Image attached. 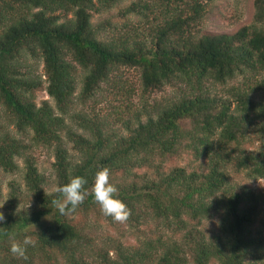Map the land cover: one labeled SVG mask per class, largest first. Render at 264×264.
I'll return each instance as SVG.
<instances>
[{
  "label": "trees",
  "instance_id": "1",
  "mask_svg": "<svg viewBox=\"0 0 264 264\" xmlns=\"http://www.w3.org/2000/svg\"><path fill=\"white\" fill-rule=\"evenodd\" d=\"M116 1L0 0V107L6 122L16 133L30 134L31 145L51 148L55 188L82 176L90 193L95 172L107 167L110 180L131 178L117 193L126 205L144 201L163 225H192L177 240L154 230L134 244L116 243L111 258L99 251L94 264H264V236L255 229L256 222L264 223V197L227 175L264 180V103L251 98L264 89V0L253 1L249 26L200 36L194 32L202 13L196 0H135L123 14H135L140 23L115 38H99L90 12ZM54 13L71 17L59 21ZM27 57L41 60L44 83L26 71ZM120 69L138 71L144 94L163 87L178 94L133 114L134 90ZM77 71L83 76L75 95ZM245 74L262 79L237 88L229 94L232 101L206 86ZM102 85L108 113L74 110L100 96ZM35 91H44L52 106L36 105ZM0 130V171L14 173L21 159L23 189L33 199L32 208L21 207L23 191L13 180L6 183L0 264H90L83 252L88 240L72 214L90 210L94 197L61 215L51 204L58 195L45 193L29 146ZM183 157L186 166L171 165ZM212 218L216 232L205 240L196 227ZM26 236L35 246L24 260L12 255L10 245Z\"/></svg>",
  "mask_w": 264,
  "mask_h": 264
},
{
  "label": "rangeland",
  "instance_id": "2",
  "mask_svg": "<svg viewBox=\"0 0 264 264\" xmlns=\"http://www.w3.org/2000/svg\"><path fill=\"white\" fill-rule=\"evenodd\" d=\"M202 7L201 18L194 27V32L197 36L203 34H232L239 28L249 26L252 23L254 14L253 1L254 0H196ZM135 0H117L109 7H101L95 5L96 10L90 12L89 21L91 27L98 32L99 38H115L118 32L123 28L131 25L135 27L140 23V17L135 14H123L126 9ZM59 16V21L70 19V14L63 17L61 14L54 13ZM23 66L26 71L32 76L38 78L41 83H44L42 76V63L38 57H27L23 60ZM121 77L124 78L129 84V88L134 90V94L130 99L131 111L133 114H142L144 111H149L153 101L163 102L164 100L174 99L178 91L170 87H163L160 91L151 94H144L141 92L139 84V73L133 69H120ZM83 74L77 71L75 95L80 90V81ZM260 77H251L250 74L238 76L231 81H226L224 84H209L206 85L211 94L226 96L230 101V95H233L237 88L247 89L252 88L258 83ZM257 81L256 83H254ZM105 86H101L102 94L96 95L93 101L88 102L85 107L80 105L74 106L75 111L81 112H94L99 115H105L109 112L106 100L108 99L105 91ZM253 101L264 103V89L251 94ZM41 101H46L52 106V101L48 98L44 91L34 92V102L38 105ZM100 110V111H99ZM0 127L6 129L17 139H22L29 146L27 153L32 158L38 173L44 178V191L49 194L55 189V177L52 170L53 154L51 148L42 146H33L30 142V134H18L6 122V118L2 113L0 107ZM1 131V130H0ZM256 144L253 149H256ZM70 155L74 152L70 150V144L66 146ZM17 169L12 174H5L0 171V205L5 199L7 192L6 183L13 180L23 191L20 201V206L25 209H30L33 206V199L24 192L22 175H23V162L21 159H16ZM188 158L183 157L180 162L171 163V165L186 166ZM228 178L231 183L246 187V189L253 194H259L264 197V180H247L242 173L234 174L228 172ZM123 176L110 180L117 188L118 191L121 187L128 185L131 178H126L122 181ZM140 184V182H139ZM131 189V187L129 188ZM126 188L125 191L129 192ZM126 204V202H124ZM131 210V215L127 222H115L112 217L105 216L100 210L99 205H90V210L76 212L72 214L73 222L77 229L86 236L88 243L84 246L83 250L87 262L94 264L96 262V253L99 251H107V256L112 257L114 245L120 243L122 246L134 244L137 240L141 239L145 234L154 230H164L169 236V239L177 240L180 237H187L185 231L192 228L190 224L186 229H177L174 225H163L161 221L154 217L152 209L149 208L148 203L141 201V203H131L127 205ZM1 212V207H0ZM264 222V218L260 216ZM264 224V223H263ZM263 224H257L255 229L259 232L260 236H264ZM200 231L205 240L216 232V219L202 220L200 226L196 227Z\"/></svg>",
  "mask_w": 264,
  "mask_h": 264
},
{
  "label": "clouds",
  "instance_id": "3",
  "mask_svg": "<svg viewBox=\"0 0 264 264\" xmlns=\"http://www.w3.org/2000/svg\"><path fill=\"white\" fill-rule=\"evenodd\" d=\"M86 184L87 180L84 177H72L68 183L57 186L54 189L58 198L53 199L51 204L61 215H68L74 212L85 201V198L91 194L103 215L112 217L118 223L127 222L131 215V210L117 197L118 188L110 182L109 168L104 167L95 172L90 193L84 187ZM0 207H3V204ZM4 220V214L0 212V222ZM0 231H3V229L0 228ZM4 234L6 235V231ZM29 246H35V241L29 236H26L22 242L13 240L10 245V252L17 258L27 260V248Z\"/></svg>",
  "mask_w": 264,
  "mask_h": 264
}]
</instances>
